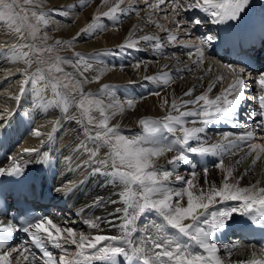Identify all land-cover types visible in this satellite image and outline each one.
Listing matches in <instances>:
<instances>
[{"label":"snow or ice","instance_id":"snow-or-ice-1","mask_svg":"<svg viewBox=\"0 0 264 264\" xmlns=\"http://www.w3.org/2000/svg\"><path fill=\"white\" fill-rule=\"evenodd\" d=\"M92 3L77 0L47 7L45 0H0V23L14 40L0 44V64L16 68L9 70L6 79L19 77L18 91L8 99L18 106L28 100L37 114L58 109L61 120L75 121L83 136L73 148L77 166L91 176L103 177L102 186L113 188V198L97 196L73 214L79 220L92 209L105 213L82 220L88 232L72 226L66 215L36 214L32 208L19 210L22 223L17 218L7 223L0 219V264H264V255L257 254L255 245L247 246L252 249L247 259L233 260L241 245H225L218 239L236 217L245 218L240 226L264 232V183L256 179L242 183L264 161V20L258 27L248 23L252 0H143V7L137 0H127V6H123L126 0H115L106 11L100 12L98 6L88 17L90 22L70 39L48 35L53 24L57 32L63 27L57 18L72 24ZM100 4L108 5V0ZM132 16L140 25H133L114 48L61 55L81 41L110 29L118 31ZM148 27L165 35L148 33ZM200 28L207 32L192 42L194 30ZM170 46L179 55L166 51ZM137 53L144 57L131 64L136 70L143 67L147 72L148 65L160 57L175 59V65L164 71L168 68L164 64L156 74L144 75L139 86L145 93L125 95L123 100L116 95L118 87L134 90L136 81L86 91L87 85L100 84L106 73L127 66L111 63L107 57L128 58ZM186 75L194 80L178 95L172 86ZM167 89L171 92L162 94ZM149 96L160 100L162 117L138 118L139 131L112 123L118 115L134 114ZM18 112L19 107L13 112L0 106V132ZM216 125L231 128L219 130ZM59 126L57 120L53 133ZM210 130L219 140L212 142ZM32 131L35 137L44 135L39 128ZM53 133L47 135L49 144ZM55 151L26 147L8 158L7 167L0 164V177L10 178L18 202L28 204L35 192L34 184L28 183L27 165H51ZM240 152L244 154L238 156ZM25 155L30 159L22 163ZM237 156L234 163H225V157ZM208 157L222 174L219 183L209 179V168L202 164ZM161 158L164 165L159 163ZM249 158L250 165L238 172ZM65 160L71 163L72 157ZM52 190L63 196L72 194L75 187L68 181ZM0 202L4 205L0 215L7 216L11 208L3 180ZM112 230L117 234H109ZM20 233L23 240L17 239ZM260 252L264 253V244Z\"/></svg>","mask_w":264,"mask_h":264},{"label":"bare ground","instance_id":"bare-ground-1","mask_svg":"<svg viewBox=\"0 0 264 264\" xmlns=\"http://www.w3.org/2000/svg\"><path fill=\"white\" fill-rule=\"evenodd\" d=\"M100 0H93V3L91 6L86 7L83 12H80L79 15L75 18V22L72 24H69L65 21H63L62 18H57L63 23V27L60 29V31H55L56 25L53 24L49 27L48 30L51 31L52 37L55 39L63 38V39H70L72 36L76 34V32L80 29L86 26V24L89 21L88 17L92 15L95 6L98 4ZM143 1V0H140ZM77 0H45V4L47 7H56V6H62V5H71L76 3ZM112 4V0L108 1V5H102L100 4L99 11L103 12L107 10V7ZM138 5H141L138 4ZM125 6V5H123ZM127 6V5H126ZM141 15H144L142 12ZM160 19L159 17H157ZM162 24L164 22H167L163 19H160V23ZM141 21L135 17L132 16L129 19H125L122 26L118 31L110 29L109 31L103 33L102 35L96 36L92 40L88 41H81L77 43L74 48H69L66 51L69 52H81V53H93L95 51H102L114 48L117 44L121 43L123 39L126 37V35L132 30L133 25H140ZM165 25V24H164ZM168 26V25H167ZM4 31V30H3ZM146 32L148 33H155L159 34L162 37L165 35L162 32H159L158 29L154 27H148L146 29ZM194 33L196 31L194 30ZM143 34V33H141ZM8 35L2 34V30L0 33V38H5ZM10 37V36H9ZM195 38V34L193 35ZM7 40V39H6ZM10 40V39H9ZM12 40V39H11ZM5 40L0 41V44L4 43ZM192 42H198L196 40ZM10 44V43H9ZM166 51L172 52L177 51L176 49L169 47ZM177 54L179 55V52L177 51ZM70 55V54H69ZM143 53H137L133 54L131 57L128 58H116L119 63L126 64L127 66L121 71L119 68H117L115 71H110L106 73L101 81L100 84L93 83L91 85L86 86V91L91 92H97L99 91V88L102 84H110V85H116V86H127L129 84V81H136L137 84L133 90V88H125V87H118V93L120 95H123V99L125 95H135V94H141L145 93V89L140 87V82L142 81V77L144 75H154L157 72L161 70L160 66L164 64H168V68L164 69V71H170L173 69L175 65V59H168V58H157L156 63H151L148 65V71L145 72L144 68L142 67L139 70L134 69L131 67V64L135 62L138 58H143ZM148 58L151 59V52L148 53ZM180 59L184 60L185 63H190L188 58L186 56H180ZM120 60V61H119ZM210 62V61H209ZM4 64V63H3ZM8 64V63H5ZM9 70L12 72L16 71L15 66L8 64L7 68L3 73L0 72V106H8L13 112L17 111V107H19V112L22 111L24 115L27 116V119L21 123V126L15 125V122L18 120V115L13 116L11 119V122L9 123L8 127L0 132V149L6 148V156L2 160V164L7 166L10 163L9 157L12 156H18L22 150L26 147H39L41 145V140L45 141V146L42 147V150L48 149L49 147H52L53 145L56 147V156L59 157L60 161L62 162V168H60L59 172H57L56 176H53L55 180H61L60 183L57 184V187L60 186L62 183H66L68 181H71L73 183V186L75 187V191L78 190V196H74V198L70 199L72 194L70 195H64L70 204L63 203L61 197L58 198L56 204L59 206L60 210L57 211L54 215L57 217H63L65 214H69L68 217L71 216V213L79 214L80 209L84 207L86 204H91L92 201L97 197H103L105 200H108L112 197V193H109L108 189L113 191V188L111 186H102L103 177L98 176H91L89 171L86 168L78 167V159L73 154V148L75 147V143L79 142V139H81V136L79 135L78 126L76 124H73V122H68L67 120H61L62 113L58 109L53 108H47L43 111L39 112L37 114L35 108L31 106L30 102L28 100L22 101L21 105H16L15 101H12L8 99V96L18 91V76H12L10 78L6 77L8 76ZM213 71H222V69L214 68ZM91 75V74H90ZM194 78L191 76L186 75L185 79L183 81H178L176 84H174L172 87L175 88L176 93L178 95H182V89H186L187 87L191 86V83L193 82ZM171 89H167L165 93H170ZM117 93V92H116ZM117 95V94H116ZM160 100L156 97L149 96L146 100L141 101L138 104L137 111L134 114L125 113L124 116H117L112 123H119L123 129L132 130V131H139L137 127L136 120L143 116H151V117H162L165 112L160 109L159 107ZM148 110V111H147ZM48 111V113H47ZM47 113V114H46ZM143 115V116H142ZM48 116V117H47ZM130 118V119H128ZM60 120V126L57 128V130L53 133V124ZM34 121V122H32ZM13 127V134L10 137H7L5 133L8 132L9 129ZM218 125L215 126V129ZM39 128L44 135L42 137H35L33 135V129ZM52 132L54 139L51 144L47 142V135L48 133ZM209 135L212 137V142H215L219 140V136L216 135L215 130H210ZM79 138V139H78ZM14 139V140H13ZM83 139V138H82ZM19 140L20 143L14 145V141ZM14 145V146H13ZM106 151V150H105ZM103 155V152L101 153ZM243 152L238 153V156L243 155ZM65 156L72 157L71 163L65 160ZM237 157H225V163L230 164L234 163ZM30 159L27 155L23 157L22 163L26 162ZM76 159V162L73 160ZM199 159V158H197ZM203 159L204 166H207L209 168V179L214 182H219L221 179V173L217 169H212L210 172L211 167L208 165V163L212 160ZM161 165H164L166 163L164 158H161L159 161ZM250 165V158L246 159L244 163L240 166V168L237 170L238 172H242L245 167ZM197 172L200 174L199 178L202 182L203 173L202 169L200 167L197 168ZM182 174L187 176V172L182 171ZM253 179L261 180L262 183H264V161H261L257 164V166L252 170V174L245 178L244 181H242L243 184H248ZM88 188L86 192H83L85 188ZM89 191V195L87 199H85V194H87ZM64 208L67 210V213H62L61 209ZM111 210V209H109ZM87 212L79 217V220L72 224V226H75L76 228L83 230L85 232H88L89 229H87V226L82 223V220L84 217H87ZM102 210H96L93 209L89 215V217H93L94 215H104ZM76 216V215H74ZM88 217V218H89ZM102 227H104L102 225ZM237 229V227H236ZM235 229V231H236ZM105 231H108L105 229ZM235 231H231L229 228L226 230L224 234H221L218 236V239L223 242L225 245H230L233 243L241 245V247L233 254L232 259L233 260H243L247 259L252 251L251 248L247 247L248 245H252L249 243H245L242 240L239 239L238 235L235 234ZM109 234H117L116 230H112ZM258 255H264V253H261L259 249L255 248Z\"/></svg>","mask_w":264,"mask_h":264},{"label":"rangeland","instance_id":"rangeland-1","mask_svg":"<svg viewBox=\"0 0 264 264\" xmlns=\"http://www.w3.org/2000/svg\"><path fill=\"white\" fill-rule=\"evenodd\" d=\"M108 1H110V0H108ZM21 2H22V0H21ZM115 2V0H112V3H114ZM141 3V5H139L140 7H143L144 5H143V1H140V0H137V4H140ZM127 5V0H126V4H125V6ZM99 6V8L102 6H100V1L98 2V4L95 6V8H94V10L93 11H96V9H97V7ZM95 12H93L92 13V15L94 14ZM162 23V22H161ZM163 24H165V26L167 27V25H168V22H164ZM1 30H2V34H4V35H6V33H5V31H3L4 30V26H3V24L2 23H0V33H1ZM47 32H48V35L50 36V37H52V35L51 34H49V33H51V31L50 30H47ZM178 35H182V34H180V33H177ZM5 37V36H4ZM7 39V40H6ZM10 39V40H9ZM12 39V40H11ZM58 39H61V38H58ZM2 40H5V41H8V43H13L14 42V40H13V38L10 36L9 37V35L7 36V37H5V38H0V41H2ZM50 43L52 42V41H49ZM66 50H68V49H65V50H62L61 51V55H71L72 54V52H69V51H66ZM103 51V50H102ZM86 54V53H85ZM119 59V58H118ZM106 60L107 61H111V63H117V64H119V62H118V60L116 59V58H112V57H107L106 58ZM120 61V60H119ZM7 65L8 64H0V72L1 73H3L4 71H5V69L7 68ZM69 71H71V69L69 68L68 69ZM117 96H118V98L119 99H121V100H123V95H120V93H118V90H117ZM71 111H73V112H75V108H72L71 109ZM148 111V110H147ZM143 116V115H142ZM128 119H130V118H128ZM73 122V124H76V122L75 121H72ZM120 125H122V124H120ZM76 126H78L77 124H76ZM79 135L81 136V139L83 138V136L80 134V132H79ZM212 157H208L207 158V161H208V159H211ZM212 166V165H211ZM212 169H215V168H213V167H211V169H210V172H211V170ZM183 171V170H182ZM219 171V170H218ZM217 183H219V182H217ZM88 190V188H86V191ZM108 191H110L109 189H108ZM89 194V193H88ZM88 194L87 195H85V196H88ZM77 197V196H76ZM71 220L74 222V223H76L78 220H77V218L74 216V217H72L71 218ZM75 227V226H74Z\"/></svg>","mask_w":264,"mask_h":264}]
</instances>
